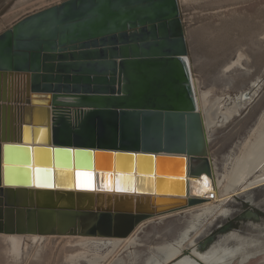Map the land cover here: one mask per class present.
I'll return each instance as SVG.
<instances>
[{
	"label": "water",
	"instance_id": "obj_1",
	"mask_svg": "<svg viewBox=\"0 0 264 264\" xmlns=\"http://www.w3.org/2000/svg\"><path fill=\"white\" fill-rule=\"evenodd\" d=\"M188 56L179 0H67L4 31L0 235L125 239L142 223L204 203L190 192L180 198L183 183L178 192L158 187L186 170L212 176ZM160 160L175 161L176 171L160 174ZM99 176L111 186L100 188Z\"/></svg>",
	"mask_w": 264,
	"mask_h": 264
},
{
	"label": "rangeland",
	"instance_id": "obj_2",
	"mask_svg": "<svg viewBox=\"0 0 264 264\" xmlns=\"http://www.w3.org/2000/svg\"><path fill=\"white\" fill-rule=\"evenodd\" d=\"M64 1L67 0H0V35L24 17ZM179 8L186 32L192 74L198 82L197 90L200 94L213 105L220 97L235 98L241 91H247L249 85H254L257 89L245 103L246 105L253 99L248 109H245L246 105L232 122H221L208 131L210 158L219 172H222L223 164L233 159V153L239 152V145L250 137L251 130L258 125V118L264 113V0H179ZM239 52L246 57L243 68L236 67L225 73L224 67L236 59ZM41 156L44 154L39 155ZM109 159L108 156L98 155V165L107 166ZM121 162H126V159L123 158ZM176 164L172 160H160L159 170L166 172L160 174L169 175L168 173L176 171ZM20 173L22 177L25 176L23 172ZM87 177L80 176V181L88 182ZM98 183L105 190L111 186V179L99 176ZM121 183L128 184L129 179L124 178L120 180V185ZM151 185L150 180L140 179L139 187L148 191ZM158 187L162 192H178L182 186L179 182L158 180ZM253 205L264 211V186L227 199L223 207L230 212L217 214L209 219L196 243H202L210 234H217V240L213 243H226L228 246L234 240L226 239L237 233L248 239L259 238L264 245V219L259 222L244 221L239 229L216 233L218 226L223 225L229 217H235L236 212H244ZM191 214H174L166 219L149 222L136 234L140 245H122L114 251L111 247L80 245L71 237L50 236L36 243L24 242L23 255L17 258L10 252L9 243L0 235V264L141 263L149 254L150 248L178 238L179 232L189 223ZM97 253L105 258L90 261ZM235 264H240V259ZM247 264H264V255L253 258Z\"/></svg>",
	"mask_w": 264,
	"mask_h": 264
},
{
	"label": "bare ground",
	"instance_id": "obj_3",
	"mask_svg": "<svg viewBox=\"0 0 264 264\" xmlns=\"http://www.w3.org/2000/svg\"><path fill=\"white\" fill-rule=\"evenodd\" d=\"M188 59L189 67L191 69V62ZM246 57L239 52L237 58L233 59L228 65L224 67V72L228 73L233 68L240 67L243 68V62ZM192 74V69H191ZM198 82L193 76V86L196 93V103L198 109L204 116V122L206 125L207 132L209 129L217 126L219 123H230L234 117L246 106L244 103L243 108H237L236 100H240L242 94L247 92H241L235 98L231 97H220L217 101L211 105L210 101L206 100L203 94L197 90ZM251 95L255 94L257 89L254 85L251 87ZM234 104V106H233ZM258 125L251 130L250 137L244 140L239 146V152L233 153V159L227 161L223 165L222 172L216 168L215 163L212 162V176L203 174L199 177H194L189 175L188 170L185 168L184 176L182 179H168L166 181H172L183 183L185 186L184 194L180 198H185L188 192L193 194L199 199H202L204 203L191 207L183 212H173L172 214L180 213H192L190 216V221L187 226L179 232L178 238L173 240V242H166L158 244L155 247L150 248L149 254L142 260L141 263L136 264H166L177 257L179 254L188 251V254L181 256L173 260L170 264H235L237 259H240V264H247L250 260L259 255H264V245L258 239L253 237L248 239L237 233H233L230 238L233 239L234 243L232 245H225L224 243L217 244L213 243L208 246L205 251L198 249V244L196 239L202 236L204 224L209 220L214 218L217 214H227L229 209L223 207L225 201L231 197L238 194H244L250 192L251 190L264 186V113L261 114ZM229 156V155H228ZM136 159V157H135ZM54 168H52L51 173H53ZM34 166H31L32 179L34 180ZM116 172L112 173V188L114 184V179ZM120 178H124L119 175ZM136 179V173L134 175L126 176ZM54 178V173H53ZM155 180V177H151ZM217 188L219 194L217 193ZM115 191V188H113ZM215 192L217 194V199L221 201L220 204L208 201L207 194L209 192ZM222 192V193H221ZM174 196V195H172ZM156 195L154 194V198ZM193 212H196L195 214ZM172 214L163 215L158 217V219H166ZM249 220V219H248ZM156 220H151L153 222ZM142 223L135 231L125 239L117 238H101V237H84V236H62L71 237L76 239L77 244L80 245H93L100 248H112L116 250L117 248L124 245L125 247H132L140 245V241L137 238V233L141 228L149 223ZM6 241L10 245V252L15 254L17 258L22 257V245L24 242H40L46 239V237H40L37 235H3ZM228 237V236H227ZM25 244V243H24ZM200 245V244H199ZM11 254V253H10ZM83 257V254H81ZM104 259L105 257L100 256L99 253L95 254L90 261L94 262L98 259ZM133 263V262H132ZM129 263V264H132ZM135 263V262H134ZM239 263V262H237Z\"/></svg>",
	"mask_w": 264,
	"mask_h": 264
},
{
	"label": "flooded vegetation",
	"instance_id": "obj_4",
	"mask_svg": "<svg viewBox=\"0 0 264 264\" xmlns=\"http://www.w3.org/2000/svg\"><path fill=\"white\" fill-rule=\"evenodd\" d=\"M196 76V75H195ZM250 88H251V86H250ZM258 89H260V88H258ZM252 90V89H251ZM250 91V90H249ZM233 96H235V95H233ZM253 101V99L248 103V104H246L247 106H246V108L245 109H248V107L250 106L249 104L251 103ZM248 211H251V212H255V213H257V215L258 216H260V219H264V211L263 210H261V209H258V207H257V205H253V207L252 208H250V209H248V210H244V212H236V214L234 215L235 217H229V219L225 222V223H223V225L221 224L220 226H218V228H217V232L216 233H223V232H226V231H229V230H232V229H236V228H240V224L242 223V222H244V221H248V218H247V216H246V214L248 213ZM260 219L259 220H255V218H252V220L253 221H256V222H259L260 221ZM240 231V230H239ZM216 235L217 234H210L209 236H207L206 238H205V240L202 242V243H199L200 245L201 244H203V243H205V241H206V239H210V238H212L213 239V242L214 241H216L217 239V237H216ZM212 242V243H213ZM211 243V244H212ZM198 244V247L200 246ZM210 243H208V245L204 248V249H201L200 247V250H202V251H205V249L208 247V246H210L211 245ZM185 253L186 254H182L181 256H185V255H187L188 254V251H185ZM180 256V257H181ZM170 264V263H169Z\"/></svg>",
	"mask_w": 264,
	"mask_h": 264
},
{
	"label": "built area",
	"instance_id": "obj_5",
	"mask_svg": "<svg viewBox=\"0 0 264 264\" xmlns=\"http://www.w3.org/2000/svg\"><path fill=\"white\" fill-rule=\"evenodd\" d=\"M207 199H208V201L215 202L216 204L221 202L217 199V194L213 191H211L207 194Z\"/></svg>",
	"mask_w": 264,
	"mask_h": 264
},
{
	"label": "crops",
	"instance_id": "obj_6",
	"mask_svg": "<svg viewBox=\"0 0 264 264\" xmlns=\"http://www.w3.org/2000/svg\"><path fill=\"white\" fill-rule=\"evenodd\" d=\"M249 90H251L250 85H249V89H248L247 91H249ZM247 91H243V92H247ZM241 92H242V91H241ZM241 92H240V93H241ZM238 94H239V93H238ZM229 161H230V160H229ZM212 162H213V161H212ZM225 163H226V162H225ZM225 163H224V164H225ZM224 164H223V165H224ZM219 191H220V189L218 190V188H217V193H218V194H219ZM217 204H220V203H217ZM172 215H174V214H172ZM172 215H171V216H172Z\"/></svg>",
	"mask_w": 264,
	"mask_h": 264
},
{
	"label": "snow or ice",
	"instance_id": "obj_7",
	"mask_svg": "<svg viewBox=\"0 0 264 264\" xmlns=\"http://www.w3.org/2000/svg\"><path fill=\"white\" fill-rule=\"evenodd\" d=\"M87 181H88V186H90V182H91V177L90 176H88L87 178ZM84 185H82V187H83Z\"/></svg>",
	"mask_w": 264,
	"mask_h": 264
}]
</instances>
